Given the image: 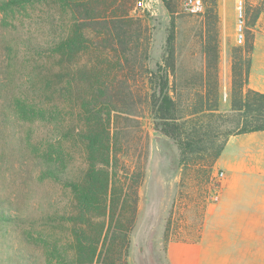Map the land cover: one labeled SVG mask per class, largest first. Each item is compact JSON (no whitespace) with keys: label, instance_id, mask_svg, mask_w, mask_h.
<instances>
[{"label":"rangeland","instance_id":"obj_1","mask_svg":"<svg viewBox=\"0 0 264 264\" xmlns=\"http://www.w3.org/2000/svg\"><path fill=\"white\" fill-rule=\"evenodd\" d=\"M7 1L0 0V264H74L72 224L67 218L77 214V201L69 184L80 183L87 168L85 145L78 136L85 88L80 81L96 65L111 67L112 108L128 109L118 119L111 113L119 154L144 169L126 264H168L169 242L196 240L200 235L214 185L210 157L224 138L212 133L201 153L181 158L174 141L155 130L144 93H152L172 55L175 70L169 93L174 96L175 78L179 107H187L186 97L209 96L212 102L217 96L218 112L228 115L234 93L245 92L250 45L257 33L264 34V13L254 27L245 21V41L239 46L236 0H216L214 9L202 0L204 11L195 16L182 10L183 0H173L171 14L162 0H39L11 9L4 7ZM124 13L140 29L139 43L147 51L135 63L141 70L129 72L127 83L128 72L118 67L113 51L120 46L103 34L105 25ZM85 22L89 48L62 63L52 52L54 45ZM223 40L231 56V81L225 88L215 71ZM108 45L114 48L106 50ZM201 72L207 82L194 86ZM66 81L71 88L64 92ZM185 82L190 85L182 86ZM210 168L206 183L203 174Z\"/></svg>","mask_w":264,"mask_h":264},{"label":"trees","instance_id":"obj_2","mask_svg":"<svg viewBox=\"0 0 264 264\" xmlns=\"http://www.w3.org/2000/svg\"><path fill=\"white\" fill-rule=\"evenodd\" d=\"M36 1L39 0H8L3 5L11 9ZM70 2L74 3V0ZM204 2L210 3L211 9H214L216 0H204ZM162 3L171 14L173 0H162ZM81 5L78 4V6ZM263 13L264 0H245L244 21L247 20L250 27L256 26ZM133 23V20L124 13L116 19H111L110 24L105 25L103 33L105 37H109L108 40L113 39L118 42L117 47L120 46L119 50L109 45L104 48L106 50L114 48L113 51L119 58L118 67L128 72L124 78L126 83L129 72L137 74L138 69L141 70L140 65L135 63L145 58L147 52L146 49L143 50V44L139 43L140 29L134 28L135 23ZM88 24L85 22V24L75 25L73 30L54 45L52 52L60 57L62 63L70 62L89 48L88 39L83 31ZM140 25L138 24V28ZM171 39L172 37H168V45ZM132 60L134 63L130 64ZM104 61L109 63V60ZM96 67L82 76L83 80L80 81L85 88H82L79 106L83 128L78 136L85 145L87 168L80 183L69 184L77 201V214L67 219L72 224L74 264H126L130 235L134 230L137 217L139 188L144 179V169L139 163L131 164L124 155L119 154L117 128L113 126L114 120L111 113L114 112L115 119H118L127 115L128 109L112 108V97L109 96L112 81L109 78L111 67L98 68L97 65ZM104 69H107L106 73ZM174 70L175 63L171 55L164 62L163 74L158 77L152 93H144L145 100L142 102L151 108V114L156 122L155 130L174 141L181 158L201 153V146L206 139L212 133H219L224 140L210 157L213 164L230 136L264 131V94L249 89L245 92L241 90L238 94L234 93L231 100V112L228 115L218 112L217 96L212 102L209 96L207 98L202 95L186 97L189 104L185 109L180 108L177 101L180 95L177 96L174 92L177 88L175 78L171 88L174 96L169 93V74H172ZM215 71L217 73V70ZM203 74L201 72L198 81L194 80V86L206 84L207 78L202 77ZM206 74L207 72L205 76ZM246 79L247 70L243 86ZM69 82H64V92L71 88V82ZM141 82L144 86V82ZM149 83L153 85V79H150ZM186 85L190 84L185 82L182 86ZM243 86L241 85L242 88ZM131 94L130 86V97ZM203 104L208 105L203 107ZM210 176L211 168L203 174L206 183Z\"/></svg>","mask_w":264,"mask_h":264},{"label":"crops","instance_id":"obj_3","mask_svg":"<svg viewBox=\"0 0 264 264\" xmlns=\"http://www.w3.org/2000/svg\"><path fill=\"white\" fill-rule=\"evenodd\" d=\"M230 68V49L223 40L217 66L222 88L230 85ZM247 89L264 94L263 33L250 45ZM214 168L213 175L223 173L219 199L206 204L196 240L167 244L168 264H264V131L230 136Z\"/></svg>","mask_w":264,"mask_h":264},{"label":"built area","instance_id":"obj_4","mask_svg":"<svg viewBox=\"0 0 264 264\" xmlns=\"http://www.w3.org/2000/svg\"><path fill=\"white\" fill-rule=\"evenodd\" d=\"M141 5V3H139ZM182 10L189 15H199L204 11L202 0H183ZM235 10L237 14V23L235 26V41L237 45H243L245 41V21H244V6L242 0H236ZM223 178L222 172H217L213 175L214 185L212 187L211 202H216L219 199L220 180Z\"/></svg>","mask_w":264,"mask_h":264}]
</instances>
